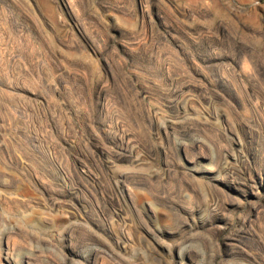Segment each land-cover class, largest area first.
Wrapping results in <instances>:
<instances>
[{
	"label": "rangeland",
	"instance_id": "rangeland-1",
	"mask_svg": "<svg viewBox=\"0 0 264 264\" xmlns=\"http://www.w3.org/2000/svg\"><path fill=\"white\" fill-rule=\"evenodd\" d=\"M0 264H264V0H0Z\"/></svg>",
	"mask_w": 264,
	"mask_h": 264
}]
</instances>
